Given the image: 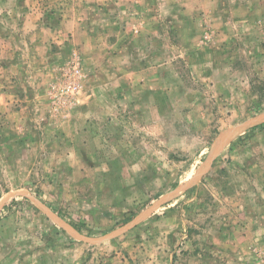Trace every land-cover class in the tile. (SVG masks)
<instances>
[{
  "label": "rangeland",
  "instance_id": "obj_1",
  "mask_svg": "<svg viewBox=\"0 0 264 264\" xmlns=\"http://www.w3.org/2000/svg\"><path fill=\"white\" fill-rule=\"evenodd\" d=\"M263 114L264 0H0V264H264Z\"/></svg>",
  "mask_w": 264,
  "mask_h": 264
},
{
  "label": "crops",
  "instance_id": "obj_2",
  "mask_svg": "<svg viewBox=\"0 0 264 264\" xmlns=\"http://www.w3.org/2000/svg\"><path fill=\"white\" fill-rule=\"evenodd\" d=\"M227 244H229V243H227ZM245 245H246L245 247L247 248L249 245L248 241L246 242ZM227 247L229 248V250L226 251V253H227L226 254L227 258L225 260L226 264H249L248 262H246V260H244L243 258H241L239 256V254L241 255L242 252H240L238 250V245H234L233 242H230V244ZM238 251H239V254H238ZM218 264H220L219 261H218Z\"/></svg>",
  "mask_w": 264,
  "mask_h": 264
},
{
  "label": "water",
  "instance_id": "obj_3",
  "mask_svg": "<svg viewBox=\"0 0 264 264\" xmlns=\"http://www.w3.org/2000/svg\"><path fill=\"white\" fill-rule=\"evenodd\" d=\"M262 117H263V115L259 116L258 118H255L253 121H251V122H249V123L244 124L242 127L238 128V129H235V130H232V131L228 132L227 134H225V135L221 138V141H222L223 139L225 140L226 137H228V139L225 141V143H226V142L229 140V138H231V136H232L235 132L239 131L240 129H242V128H248V127H251L252 125H256V124H258V123L264 122V121L262 120ZM225 143H224V144H225ZM224 144L218 146L217 149H214V148H213V154L215 155L217 152H219V150L222 148V146H224Z\"/></svg>",
  "mask_w": 264,
  "mask_h": 264
},
{
  "label": "bare ground",
  "instance_id": "obj_4",
  "mask_svg": "<svg viewBox=\"0 0 264 264\" xmlns=\"http://www.w3.org/2000/svg\"><path fill=\"white\" fill-rule=\"evenodd\" d=\"M262 120L264 121V114H263ZM227 139H228V137H226V139H225V140L223 139L222 141L218 142V143L216 144V146H214V149H217V148H218V146H220V145L224 144V143H225V141H226Z\"/></svg>",
  "mask_w": 264,
  "mask_h": 264
},
{
  "label": "trees",
  "instance_id": "obj_5",
  "mask_svg": "<svg viewBox=\"0 0 264 264\" xmlns=\"http://www.w3.org/2000/svg\"><path fill=\"white\" fill-rule=\"evenodd\" d=\"M258 128H261V129H263L264 128V124L263 125H261L260 127H258ZM258 128H255V129H258ZM254 129V130H255Z\"/></svg>",
  "mask_w": 264,
  "mask_h": 264
}]
</instances>
